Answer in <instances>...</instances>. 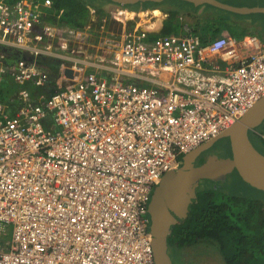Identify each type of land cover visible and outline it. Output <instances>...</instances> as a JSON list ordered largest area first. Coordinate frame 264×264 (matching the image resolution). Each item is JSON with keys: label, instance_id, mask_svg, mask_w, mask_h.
Segmentation results:
<instances>
[{"label": "built area", "instance_id": "1", "mask_svg": "<svg viewBox=\"0 0 264 264\" xmlns=\"http://www.w3.org/2000/svg\"><path fill=\"white\" fill-rule=\"evenodd\" d=\"M51 3L0 0V264H156L151 192L264 96V39H150L123 6L98 32Z\"/></svg>", "mask_w": 264, "mask_h": 264}, {"label": "trees", "instance_id": "2", "mask_svg": "<svg viewBox=\"0 0 264 264\" xmlns=\"http://www.w3.org/2000/svg\"><path fill=\"white\" fill-rule=\"evenodd\" d=\"M51 1V5L45 8L44 15V20L49 23L84 26L89 19L90 7H95L91 0ZM95 8L100 15L106 13L102 6ZM214 9L225 14L223 17L219 14V21H225L226 15L231 14L219 8ZM204 23L207 25L208 22ZM132 25L133 23L130 24L131 27ZM193 29L197 33L194 27ZM244 31L246 29L240 32L241 36L247 34H243ZM228 32L238 37L233 31ZM165 34L169 33L163 29L161 35ZM200 36L201 39L205 38ZM147 37L153 39L157 36L147 34ZM41 62L49 70V79L44 86V90L49 92L56 86L57 63L49 59ZM6 80L0 93H6L9 87L16 85L11 79ZM27 86L33 95L41 91L30 83ZM262 140L264 142V138ZM166 243L177 250L200 243L211 244L217 246L225 264H264V204L258 199L236 195L220 196L216 200L213 189H198L189 206L188 216L171 226Z\"/></svg>", "mask_w": 264, "mask_h": 264}, {"label": "water", "instance_id": "3", "mask_svg": "<svg viewBox=\"0 0 264 264\" xmlns=\"http://www.w3.org/2000/svg\"><path fill=\"white\" fill-rule=\"evenodd\" d=\"M119 6L143 4L158 8L165 0H110ZM188 2L192 8L209 5L238 15L264 14V6H235L221 0H180ZM149 31V29H145ZM264 121V96L256 102L236 123L216 138L196 147L183 155L178 169L166 172L150 195L148 214L150 218L153 254L156 264H173L166 254V237L171 226L189 214V206L195 199L201 178H208L220 172L209 160L194 165L195 159L209 149L215 141L228 138L239 176L243 181L264 192V154L258 151L248 138V129H256Z\"/></svg>", "mask_w": 264, "mask_h": 264}, {"label": "rangeland", "instance_id": "4", "mask_svg": "<svg viewBox=\"0 0 264 264\" xmlns=\"http://www.w3.org/2000/svg\"><path fill=\"white\" fill-rule=\"evenodd\" d=\"M91 1L92 3L95 4V7L102 6L103 8H105L106 11L105 14L100 15V13L97 12L95 7L94 8L90 7L89 14L91 13V16L89 15L88 21H90L91 17L94 18L93 22L91 23L92 29L98 32H101L102 30L105 32L115 31V29L118 27V25L115 22L109 21L108 20L109 18L106 17L107 20L104 23H102L101 19H104L103 17H105L109 12L114 11L118 6H115V4L109 0H91ZM171 1L177 2L179 0H165L163 3L171 2ZM222 1L229 4L234 3V5L239 4L240 6H249L256 4L264 5V0H222ZM143 6L144 8L149 7L148 4H145ZM129 8L132 10H137L138 7L135 4H132L129 5ZM209 8L214 9V7H209ZM257 14L262 15L259 13ZM136 19L137 18L129 19L128 22L125 23V26H128L130 21H135ZM204 21L201 20L200 22H197V28L199 30H201L202 26H205ZM157 24H159V20L153 19V24L149 25V28L151 29L156 28ZM163 24L165 25V27H171L173 31H177L179 27V24L173 21V18L170 19L169 21L164 20ZM103 25L104 28H102ZM189 25L191 26V24ZM254 28L258 33V37L260 38L264 37V25H261L260 27L254 26ZM233 33H236L238 37L242 35L240 34L239 29L233 30ZM245 33L254 34L255 32L246 30L243 32V34ZM258 129L260 130L261 135L253 133V135L251 134L250 137L252 142L255 144V146L259 150H262L264 152V142L262 140V138H264V129H260V128ZM228 140H229L228 138H221L215 141V143L209 149L203 152L204 155L208 158L207 160L210 161L212 167H214V169L217 170L220 169L221 171L218 172L217 174H214L211 177L199 180L200 186L202 187L201 189H211V190L213 189L216 200H219L220 196L236 195V196L258 199L264 204V192L254 187L253 185L246 183L239 176L234 163L232 151L230 148V142ZM173 251H175L172 252L175 258L174 260L175 264H225L217 246L211 244L209 245L205 243H200L194 246L184 247L178 250L174 248ZM180 255H184L185 258L180 257Z\"/></svg>", "mask_w": 264, "mask_h": 264}, {"label": "crops", "instance_id": "5", "mask_svg": "<svg viewBox=\"0 0 264 264\" xmlns=\"http://www.w3.org/2000/svg\"><path fill=\"white\" fill-rule=\"evenodd\" d=\"M231 4L234 5V3ZM236 5L240 6L239 4H235V6ZM249 6H264V5L256 4ZM157 7L158 8L156 9L162 12L163 17H161V14H157V18L159 19V24H157L156 28L151 29L148 28L147 25L148 22L149 23L151 22L150 20H153L152 9L155 8L153 6L146 8L143 7L144 9L142 10H138V9L135 10L137 19L135 21H130L129 25L132 23L134 25V23L136 24L137 22L138 27H141L143 30L149 29L148 34H154L155 36L158 37L161 36L163 29H166L168 33L180 34L183 31V25L189 23L195 28V30L199 35H203L205 37L204 39H202L204 41H209L213 39L214 37L220 35L225 30H227V32L228 31L232 32L233 30L239 29L241 32L242 30L246 29V30H250L251 32H255L254 34L258 36V33L256 32L254 26L260 27L261 25H264V14L258 15L257 13H254L248 15H238L231 13L226 15L225 21L223 20L219 21L218 20L219 14L222 17L225 16V14L209 8L212 6H208V5H202L194 9L192 8V5L190 3L179 0L177 2L176 1L165 2ZM172 18L173 21L179 24L177 31H173L171 27H165V25L163 24L164 20L169 21ZM202 18H207L205 22L207 21L208 23L207 25L202 26L201 30H199L197 28V22H200ZM145 19L147 20V22ZM261 39H264V37H261ZM9 90L10 88L7 91ZM13 107H15V104L13 105ZM13 112L14 110H12L11 113Z\"/></svg>", "mask_w": 264, "mask_h": 264}, {"label": "flooded vegetation", "instance_id": "6", "mask_svg": "<svg viewBox=\"0 0 264 264\" xmlns=\"http://www.w3.org/2000/svg\"><path fill=\"white\" fill-rule=\"evenodd\" d=\"M146 4V3H145ZM145 4H143V5H145ZM132 5V4H131ZM137 7H138V5L137 4H135ZM115 6H117V4H115ZM125 7H127V8H129V6H125ZM144 7V6H143ZM152 7V6H151ZM130 9V8H129ZM258 128H260V129H264V121L260 124V125H258V127L256 128V129H248V132H247V134H248V138L250 139V141L252 142V140H251V137H250V135L252 134L253 135V133H255V134H259V135H261V133H260V130L258 129ZM229 142H230V140H228ZM252 144L254 145V147L256 148V149H258L256 146H255V144L252 142ZM230 148H231V142H230ZM231 151H232V148H231ZM258 151H260L261 153H263L264 154V152L262 151V150H259L258 149ZM208 158L204 155V153L202 152L200 155H198V157L195 159V163H194V165H201L202 163H204L206 160H207ZM202 179H204V178H201L200 180H202ZM200 182V181H199ZM200 187V188H199ZM202 187L200 186V183L198 184V187H197V190L198 189H201ZM196 190V191H197ZM170 249V250H169ZM174 250V248L172 247V246H170V245H168L167 244V248H166V254L168 255V257L170 258V260H171V262L173 263V264H175V262H174V260H175V258H174V256H173V254H172V252H175V251H173ZM176 254V253H175ZM174 254V255H175ZM176 257H178V256H176ZM180 257H184L185 258V256L184 255H180Z\"/></svg>", "mask_w": 264, "mask_h": 264}, {"label": "bare ground", "instance_id": "7", "mask_svg": "<svg viewBox=\"0 0 264 264\" xmlns=\"http://www.w3.org/2000/svg\"><path fill=\"white\" fill-rule=\"evenodd\" d=\"M153 11H152V14H153V16H152V18L153 19H158L157 18V14H161V17H163V15H162V12L160 11V10H158V9H156V8H154V9H152ZM131 13L132 12H127V16H128V18L131 16ZM133 15V14H132ZM159 20V19H158ZM151 22L149 23H147V25H148V28H149V25H151V24H153V20H150ZM146 22H147V20H146Z\"/></svg>", "mask_w": 264, "mask_h": 264}, {"label": "clouds", "instance_id": "8", "mask_svg": "<svg viewBox=\"0 0 264 264\" xmlns=\"http://www.w3.org/2000/svg\"><path fill=\"white\" fill-rule=\"evenodd\" d=\"M117 6H119V5H117ZM123 7H125V6H123ZM127 8V7H126ZM127 9H129V8H127ZM144 9V8H143ZM129 10H131V11H133V12H136L135 10H132V9H129Z\"/></svg>", "mask_w": 264, "mask_h": 264}]
</instances>
